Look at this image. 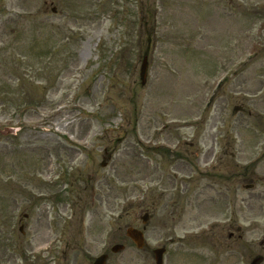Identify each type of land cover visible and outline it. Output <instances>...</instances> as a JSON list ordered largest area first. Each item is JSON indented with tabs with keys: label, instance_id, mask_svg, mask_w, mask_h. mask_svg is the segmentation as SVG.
<instances>
[{
	"label": "rangeland",
	"instance_id": "1",
	"mask_svg": "<svg viewBox=\"0 0 264 264\" xmlns=\"http://www.w3.org/2000/svg\"><path fill=\"white\" fill-rule=\"evenodd\" d=\"M152 189L179 230L229 223L231 190L264 258V0H0V264H51L50 226L141 219Z\"/></svg>",
	"mask_w": 264,
	"mask_h": 264
},
{
	"label": "flooded vegetation",
	"instance_id": "2",
	"mask_svg": "<svg viewBox=\"0 0 264 264\" xmlns=\"http://www.w3.org/2000/svg\"><path fill=\"white\" fill-rule=\"evenodd\" d=\"M213 142L215 145L218 143L215 140ZM214 149L213 146L207 161L212 165L213 173L218 169L219 161H222L220 157L218 162L213 163L216 155ZM173 155H178L177 158L182 157L176 151ZM198 167L200 168V165ZM249 180L251 184H247L246 187H254V180ZM229 184V189L232 190V178ZM156 191V189L151 190L153 212L145 211V214H149V221L146 225L143 224L142 218H119L114 221H92L81 225L71 223L64 226L61 224L50 226L56 236H51L47 242L40 245V248L49 256V260L53 259L51 264L55 262L56 264H82L83 257H86L84 264H146L145 251L150 249V245L145 240L151 231L155 243L158 242V246L154 247L152 252L158 248H163L165 251L163 264H227L230 260L227 258L226 249L231 251L230 259L237 256V260L234 259L235 264H257L259 257L262 258L261 262L264 261L262 256H258L255 242L249 241L243 244L244 248L246 246L249 248V253L244 256L246 259L244 263L241 244L245 238V231L243 226L238 224V213L241 212L242 207L231 198L230 191L226 193L228 195L226 206L228 202L232 205L230 207L232 217L229 223H223L222 212L218 213V217L210 216L209 219L192 217L186 221V215L180 214L178 215L180 222L184 221L183 225H180L183 229L180 230L175 224L176 208L174 207L170 211L171 219H157L160 217L159 211L161 210L156 209V204L161 203L159 199L165 198L167 194L157 195ZM252 200L253 198H249L243 201L251 210ZM260 204L264 214V192ZM160 206L163 205L160 204ZM239 207H241L240 211ZM246 219L249 222L253 217L250 214V217L246 216ZM130 232H134L136 237L133 238ZM182 234L184 236H181ZM208 246L211 249V256L207 255ZM31 257L37 258L34 254Z\"/></svg>",
	"mask_w": 264,
	"mask_h": 264
},
{
	"label": "water",
	"instance_id": "3",
	"mask_svg": "<svg viewBox=\"0 0 264 264\" xmlns=\"http://www.w3.org/2000/svg\"><path fill=\"white\" fill-rule=\"evenodd\" d=\"M53 10L54 11H57L56 8H54ZM144 60L145 61H144L143 66L141 68V79H142L143 83L145 84L146 83L147 71H148L147 70L148 60L146 58ZM147 217H148V215H146L143 218V220L145 221V223L147 221ZM131 235H133L132 232H131ZM154 252H155V261L157 262V264H163V262H162V259H163V251L160 250V249H158V250H156Z\"/></svg>",
	"mask_w": 264,
	"mask_h": 264
}]
</instances>
